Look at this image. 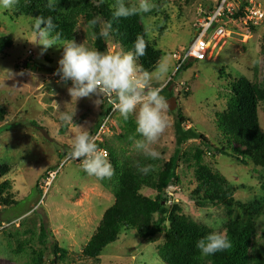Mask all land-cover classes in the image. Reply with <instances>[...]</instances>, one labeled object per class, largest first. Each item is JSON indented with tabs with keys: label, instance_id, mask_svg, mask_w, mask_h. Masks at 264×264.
<instances>
[{
	"label": "rangeland",
	"instance_id": "374dc122",
	"mask_svg": "<svg viewBox=\"0 0 264 264\" xmlns=\"http://www.w3.org/2000/svg\"><path fill=\"white\" fill-rule=\"evenodd\" d=\"M258 1L264 6V0ZM125 2L138 4L139 0ZM149 2L154 5L152 11L142 15L148 29L147 38L163 50L162 57H169L172 62L174 71L169 73L164 86L172 80L173 97L178 102L176 105L166 98L174 109L169 107V127L153 146L161 154L158 167L179 156L178 112L188 119L186 127L200 137L190 139L181 147L184 154L180 153L178 161L179 181L167 190L168 204H178L185 215L199 224L207 226L205 220L214 225L219 222L218 229H210L223 232L229 221L251 219L255 224L253 245L264 247V167L250 158L243 162L232 151L216 153V149L224 147L217 119L231 99L230 83L246 76L264 88V22L247 25L238 20L225 25V38L213 42L206 60L191 58V67L176 73L179 63L173 54L181 53L192 43L197 23L206 11L214 9L218 0ZM18 6L13 9L0 6V35L14 39L13 46L0 59V107L5 109L0 120V166L11 167L0 184L9 180L11 188L4 195L9 193L18 202L11 206L0 203V264H35L33 251L46 247L49 250L40 264H52L54 256L50 248L54 240L70 253H80L106 209L115 201V175L110 180H97L81 169L79 160L68 157L75 124L85 126L91 134L100 121L102 124L107 107L112 104L105 97L72 99L68 93L71 81L62 82L54 74L63 48L54 45L44 50L42 45L31 43L38 42L35 17L16 14ZM101 22L106 21L101 19ZM75 41L97 49L93 28L84 16L79 19ZM121 51L131 50H126L111 33L104 52ZM153 86L159 83L154 81ZM64 111H75V124L60 120V113ZM258 113L264 130V101ZM130 117L135 121L134 115ZM111 122V132L104 140L111 164L110 149L117 158L142 155L129 139L142 137L126 130L118 111L114 112ZM202 149V162L228 179L233 189L231 202L198 200L194 191L198 183L195 154ZM51 170L56 174L46 185ZM142 192L150 197L157 195L150 188ZM43 224L51 231L46 246L39 240ZM163 242L162 233L144 239L135 230L124 228L119 239L109 244L98 260L80 263L154 264L157 258L162 260L158 249Z\"/></svg>",
	"mask_w": 264,
	"mask_h": 264
},
{
	"label": "trees",
	"instance_id": "16d2710c",
	"mask_svg": "<svg viewBox=\"0 0 264 264\" xmlns=\"http://www.w3.org/2000/svg\"><path fill=\"white\" fill-rule=\"evenodd\" d=\"M49 0H20L16 14L33 15L53 18L57 25L55 31L62 34L63 39H76L79 19L84 16L87 21L100 17L111 22V33L126 50L134 51L133 42L137 35H144L147 41L146 55L139 57L137 63L145 70L153 71L157 62L163 55V50L150 43L145 32L142 15L128 18L114 19L110 7L114 0H54L56 9L47 8ZM126 4H129L125 2ZM242 11L236 13L234 18L243 15ZM100 24L94 29L95 46L101 52L105 51L106 40L99 36ZM14 39L9 35H0V59L6 50L13 46ZM190 60L179 66L176 73L191 67ZM172 80L163 87L161 95L165 98L173 97ZM232 96L225 111L218 115L217 127L222 134L223 148L216 149L218 154H227L228 151L236 153L238 159L245 162L250 158L256 165L264 167V130L259 118V105L264 101V88L251 81L246 76L234 79L230 83ZM113 106L108 105L105 115L111 113ZM5 109L0 107V120ZM124 122L128 132L135 133V121L132 117ZM188 119L178 112L176 115V142L179 156L172 157L162 167H158V159L152 160L143 155L135 158H117L110 149L112 163L115 170L113 181L114 203L106 209L95 232L87 241L80 253L72 254L62 247L58 240H54L50 251L53 253L52 264H83L80 262L98 260L103 250L111 243L117 241L124 228L135 230L144 239H152L156 235L164 234V242L158 249V254L165 264H264V247H254L255 224L251 219H235L229 221L225 227L232 247L214 255L202 256L196 248V242L213 231L204 224H199L193 218L182 212L178 204L169 205L168 188L179 181L177 174L180 153L183 156L182 146L190 139L200 138L196 132L186 124ZM92 131L93 136L99 126ZM204 151L198 150L195 154L197 164V187L195 194L198 200L210 202H231L233 189L226 177L214 171L202 162ZM243 158V159H242ZM152 165L153 170L142 174L136 167ZM11 167L4 164L0 166V179L6 176ZM104 183V181H103ZM107 185V183H105ZM11 188L10 181L0 184L1 205L11 206L18 202L8 193ZM150 188L157 191L155 197L145 195L142 190ZM264 190V182L262 183ZM200 196H199V195ZM50 229L43 224L39 235L42 245L48 243ZM164 232V233H163ZM48 247L33 251L34 263L40 264L45 258Z\"/></svg>",
	"mask_w": 264,
	"mask_h": 264
},
{
	"label": "clouds",
	"instance_id": "9594fccd",
	"mask_svg": "<svg viewBox=\"0 0 264 264\" xmlns=\"http://www.w3.org/2000/svg\"><path fill=\"white\" fill-rule=\"evenodd\" d=\"M19 0H0L4 9L18 6ZM114 19L143 15L152 11L154 5L149 0H139L138 4H126L125 0H114L110 5ZM49 10L56 9L54 0L47 4ZM101 24L99 36L105 40L111 38V22H101L100 17L88 21L90 28ZM38 42H31L43 46L44 50L52 46L63 48L62 57L58 61L55 75L62 82L71 81L68 93L72 99L105 97L112 104L113 109L127 122L130 116H135V131L141 139L129 137L133 141L134 149L144 157L152 160L161 158V154L153 146L157 144L161 135L169 127L167 111L169 101L161 95L164 83L169 73L174 71L169 57H162L149 72L137 63L139 57L146 55L147 41L144 35H137L133 42L134 51H121L113 54L101 52L95 48H88L84 43H77L74 39L62 38V34L55 31L57 25L51 16H37L34 20ZM148 29H145L147 33ZM159 86H153V82ZM95 101L97 104L98 100ZM74 112H61L60 120L66 124H75ZM76 132L70 144L68 157L80 161L81 169L90 177L97 180H110L115 175L113 165L108 159V153L98 147L96 138L90 134L88 128L75 124ZM136 167L142 174L153 170L152 165ZM209 228L218 229L210 220H205ZM232 247L227 235L223 231L213 230L196 242V248L202 256L214 255ZM154 264H163L157 258Z\"/></svg>",
	"mask_w": 264,
	"mask_h": 264
},
{
	"label": "built area",
	"instance_id": "2783aa9c",
	"mask_svg": "<svg viewBox=\"0 0 264 264\" xmlns=\"http://www.w3.org/2000/svg\"><path fill=\"white\" fill-rule=\"evenodd\" d=\"M242 11L244 14L234 18L236 13ZM241 20L247 25L264 22V6L258 0H218L217 5L211 11H206L204 17L196 25L195 37L188 47L183 48L181 53H174L173 56L181 66L189 59L206 60L213 42L222 41L225 38L227 29L225 25ZM115 110L112 108L110 114L100 124L97 132L93 135L96 138L98 147L109 151L104 146L105 136L111 132V118ZM56 172H48L45 184L48 185L54 178Z\"/></svg>",
	"mask_w": 264,
	"mask_h": 264
},
{
	"label": "water",
	"instance_id": "95a60500",
	"mask_svg": "<svg viewBox=\"0 0 264 264\" xmlns=\"http://www.w3.org/2000/svg\"><path fill=\"white\" fill-rule=\"evenodd\" d=\"M170 100H173V101L175 102L176 105L178 104L177 100H175L174 97H171ZM169 105H170V109L173 110V109H174V105H171L170 101H169Z\"/></svg>",
	"mask_w": 264,
	"mask_h": 264
}]
</instances>
